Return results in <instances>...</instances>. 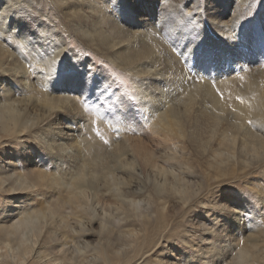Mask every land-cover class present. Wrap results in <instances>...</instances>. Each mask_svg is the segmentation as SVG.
<instances>
[{
	"label": "bare ground",
	"instance_id": "obj_1",
	"mask_svg": "<svg viewBox=\"0 0 264 264\" xmlns=\"http://www.w3.org/2000/svg\"><path fill=\"white\" fill-rule=\"evenodd\" d=\"M21 1L0 0V145L13 144L17 149L13 151L23 154L41 149L53 161V172L50 174L38 167L30 173L22 166L16 171L10 164L0 167V264H114L106 259L103 251H95L88 241L93 221L101 230H106L108 220H119L120 215H126L124 206L129 205L127 211L137 217V221L153 218V209H159L156 214L159 223L167 225L174 206H180L185 212L191 209L193 202H201L192 198L189 180L172 167L170 152H164L158 164V158L148 148H130V154H126L117 146L108 148L110 143L102 145L110 135L102 126L99 109L92 112L94 124L85 129L77 125L85 120L80 114L66 117L86 100L81 89L77 97L67 91L75 89L71 80L62 82V89L58 90V85L56 89L51 86L54 78L47 79L55 74L57 59L68 51H65L66 40L46 21H34L33 14ZM76 1L72 7L78 9V13L86 12L85 17L86 14L94 17L97 10L101 14L99 22L110 26V37L99 40L116 61L128 63L124 54L132 52L136 61L133 75L135 78L143 76L138 81L139 88L133 82L134 94L142 95L138 98L142 115L152 109L153 118L159 110L158 90L188 94L181 104L171 103L168 107L163 104L161 112L155 116L164 134L189 142L225 144L223 151L233 160L249 155L264 158V11L252 15L248 12L252 18L245 19L243 4L247 0H239L241 7L237 10L229 6L238 1L209 0L205 11L190 15L182 14L170 0H153L148 6L144 5L151 0ZM159 5L165 8L163 13L152 15ZM83 8H87L85 12ZM123 10L126 15L121 18L119 13ZM139 10L145 17L133 20ZM231 14L234 20L224 21ZM163 29L167 30L165 38L160 35ZM77 31L87 36L91 44L100 46L90 29L80 27ZM78 62L79 58L70 61L68 67L76 71ZM37 65L45 67L47 74L41 75L42 80L39 78L40 84L35 87L29 82L39 72ZM89 67L92 69V64ZM86 73L85 80L93 75L92 70L90 76ZM171 73L174 76L166 78ZM17 78L22 88L20 99L13 93ZM97 81L101 84L99 79ZM154 93L156 105L152 108ZM162 96L170 99L166 93ZM192 120L203 122L200 126L190 123ZM22 136L26 144L20 139ZM100 146L101 151L94 149ZM104 150L110 151L114 166H108L101 158ZM237 164L246 168L244 161ZM77 166L80 169L75 171ZM87 168H92L93 174ZM220 170L227 172L224 168ZM95 179L107 183L109 189L95 187ZM144 180L151 182L153 195L144 191L141 186ZM110 194L114 202L121 205L114 214H111L112 201L106 211L104 207L103 200ZM209 197L208 209L217 206L218 212L225 210L212 195ZM15 203L17 206L13 207ZM101 204L105 209L104 213H99L103 216H98L94 206ZM207 212L203 210L202 214ZM241 213L243 209L239 208L223 225L230 224L232 231L238 232ZM210 216L206 218L208 225L204 222L197 225L196 239L198 237L200 246L194 253L196 263L264 264V237L245 243L240 236L233 244L217 242V236L224 233L223 225H218L215 213ZM164 229L146 236L144 227L141 237L134 228L127 231L129 242L136 250L140 246L146 248L140 256H143L141 264L169 263L163 259L170 251L164 240L168 238L163 235ZM149 254L155 259L147 260Z\"/></svg>",
	"mask_w": 264,
	"mask_h": 264
},
{
	"label": "rangeland",
	"instance_id": "obj_2",
	"mask_svg": "<svg viewBox=\"0 0 264 264\" xmlns=\"http://www.w3.org/2000/svg\"><path fill=\"white\" fill-rule=\"evenodd\" d=\"M94 1L98 3L101 2V0ZM208 1L209 0H170V3L182 14L190 15L192 13L205 11ZM226 1H238L234 6H229L233 9L237 10L238 7H241L239 0ZM151 2H153V0L146 3L144 6H148ZM72 3L77 4V1L22 0L20 3L33 14L34 21H46L47 25H50L52 28L54 27L53 30L61 34L63 39L66 40L67 47L65 51H68L57 59V70H55L54 75L47 79L54 78L51 86L55 88V86L58 85V90L62 89V82L65 84V80H71L75 89L68 88L67 91L73 92L72 94L74 96L72 97H77L81 93L79 90L81 89V95L85 96L86 99L80 108L68 112L66 117L72 118L73 113L80 114L85 120L77 125L80 126L81 129H85L94 124L92 112H94L93 110L95 109H99L101 110L102 126L107 135H110L111 139L106 143L102 142V145L110 143L108 148L111 147L114 149V147L117 146L121 150H124L126 154H130V148H148L153 151V155L158 158V164H161L159 160L163 156V153L166 151L170 152L173 158L172 167L189 180L191 184L190 192L194 194L192 198H198V202H201V204H193V202L191 204V209L189 210L187 208L185 212H183L180 206H174L169 212L167 225H160L158 216L156 215L159 213V209H153V218L147 217L137 221V217L132 216L131 213L127 211L129 205H125L124 207L127 209L125 210L126 215H120L119 220L113 218V220H108V228L106 230H101L98 225H95V221H93L92 234L90 238L88 237V241L94 247V250L103 251L107 256L106 259H110L114 264H141L143 256L141 258L140 256L146 251V248L140 246L139 250H136L135 245L129 242L127 231L134 228L136 231L140 232L141 237L144 227L146 229V236L159 233L162 227H165L163 235L168 236V238H164V240L166 241L167 249H170V251L166 252L167 254L164 255V261L167 260L169 262L168 264H193L195 262L194 253L198 250V246H200L199 240H197L198 237L196 239V236L199 234V230L197 229L198 223L204 222L208 225L209 219H206L207 215L209 218L212 213H215V215L218 216V225L219 223L223 225V222L225 224L227 219H232L239 208L243 209L239 231L233 232L232 230L234 228L232 229L230 224L223 225L222 230H224V233L217 236V242L225 241L226 243L230 242V244H233L234 240L240 236L245 243L256 237H264V158L249 155L244 159L235 158L233 160L224 153L223 149L225 144H209L200 140L189 142L174 139L164 134L161 130V123L155 116L161 112L160 109L163 107V104L166 103L167 107L171 106V103L174 105L176 103L181 104L187 100L188 94H170L164 90H158L157 108L159 110L155 112L153 118H151L152 109L142 115V108L140 106V100L138 99L141 98L142 95L140 94L137 97L136 94H134L133 82H136V87L139 88L140 85H138V81H140L143 76H136L135 78L133 75V68L136 61L132 57V52L124 54L125 57L129 59L128 63L121 64L119 61H116L112 52L102 46L99 40V38H109L112 32L109 25L99 22L101 14L97 10H94V12H96L94 17H90L88 14H86L85 17V9L87 8L82 9L85 13L81 15L80 12L78 13V9L72 7ZM161 5L156 9L152 8V10H154L151 14L163 13L165 8L161 7ZM243 9L244 13L242 16H244L245 19H251L252 17L250 18L248 12H250V15H252L253 12L259 13V10H261V14L263 13L264 0H247V3L243 4ZM119 15H121V18H124L126 15L125 10L120 11ZM143 17L145 16L141 15L139 10L138 15L132 17V19L140 21L143 20L140 19ZM231 17L232 14L229 18L224 19V21L233 19ZM79 26L81 28L86 27L90 29L96 37V43H100V46L93 43L91 44L87 36L77 31V28H80ZM166 32V29L161 30V37H167ZM193 41H195V37ZM71 51L76 54H73ZM71 55H75V57L71 58ZM78 58L79 62L75 65L76 71H74L68 67V64L70 61H74ZM89 64H92V69L89 67ZM37 66L39 67V72L36 76H33L34 78L30 79L29 82L35 87H38L40 84L38 79L40 78L42 80L41 75L47 74L45 67L41 65ZM91 70L92 76H90ZM86 72H89L87 76H90V79L85 80ZM173 76V73H171L168 74L166 78H172ZM98 79L101 84L98 83ZM18 80L19 78H17L13 86V93L17 99H20L22 96V88ZM162 93L168 94L170 99H164ZM153 97L152 99L155 101V104L152 108L156 105L155 93ZM95 104H97V106H95ZM64 122H67V120L65 119ZM202 122L203 121L196 122L192 120L190 123H196L201 126ZM20 139L26 144L24 136ZM14 149H16V146L13 144L5 143L0 145V167H7L8 164H10V166H13L16 171H18L19 169L17 167L22 166L24 171L30 173H32L33 169H38V167H40L41 170H47L52 174L53 161L49 160L41 149L33 151L32 154L16 153L13 151ZM94 149L101 151L102 147L100 146ZM37 153L43 155L38 156ZM103 153L104 155L101 158L108 166H114V160L109 156L110 151L104 150ZM218 154L220 155L218 156ZM139 158L144 160L142 155H139ZM17 161H19V163H17ZM237 161H244L246 168L238 165ZM80 165H82V162L79 163V166ZM79 166L74 170L80 169ZM221 168L226 169L227 172L223 173L220 170ZM87 171L91 174L94 172L92 168H87ZM141 172L143 175L146 173L144 169H142ZM93 185L100 189H104V191L109 189L107 183H102V181L98 179H95ZM141 186L144 188V191H146V194L150 192L153 195V187L150 181L144 180ZM46 187L51 188L52 186ZM209 195H212L218 204L223 206L225 210L219 209L220 212H218L217 206L208 209L210 208V205H208L210 203H207L208 198H210ZM103 201L105 205L101 204V206H94V208H96L94 209L95 214L98 216H103L102 214L99 215V213H104L106 206L108 208L109 201L113 202L111 214H114V210L121 206L114 202L115 198L111 194L107 196V199L104 198ZM103 205L105 208L102 207ZM15 206H17L16 203L13 207ZM203 210H208L210 215L208 212L206 215L202 214ZM233 224H236V222L233 221ZM165 241H163L162 244ZM183 241H186V243H183ZM139 242H141V239ZM150 255L151 254L148 255L149 258L147 260L155 259V257H150ZM137 258H139L138 261ZM176 260L179 263H177ZM99 261L100 260H98V262ZM194 264L198 263L195 262Z\"/></svg>",
	"mask_w": 264,
	"mask_h": 264
},
{
	"label": "snow or ice",
	"instance_id": "obj_3",
	"mask_svg": "<svg viewBox=\"0 0 264 264\" xmlns=\"http://www.w3.org/2000/svg\"><path fill=\"white\" fill-rule=\"evenodd\" d=\"M207 203H211V201H207Z\"/></svg>",
	"mask_w": 264,
	"mask_h": 264
}]
</instances>
